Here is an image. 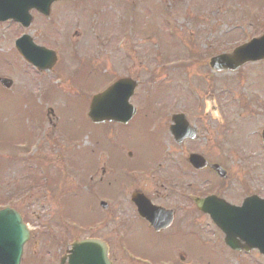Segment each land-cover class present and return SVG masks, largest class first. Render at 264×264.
Returning a JSON list of instances; mask_svg holds the SVG:
<instances>
[{
	"label": "rangeland",
	"instance_id": "1",
	"mask_svg": "<svg viewBox=\"0 0 264 264\" xmlns=\"http://www.w3.org/2000/svg\"><path fill=\"white\" fill-rule=\"evenodd\" d=\"M78 3L83 8L80 11ZM84 3L71 2L75 6L68 20L73 17L78 22L71 21L74 27L70 30L50 35L40 28L38 17L34 20L30 34L58 51V65L41 72L22 60L12 47L9 37L17 30L10 32L0 26V75L13 80L9 89L0 85V199L12 197V204H17L14 207L27 216L29 227L38 225L34 231H41L33 233L24 244L20 264H49L48 250L61 252L74 236L83 234L73 220L89 223L105 216L104 222H112L113 218L117 222L119 217L115 216H122L121 210L134 218L128 196L135 187L157 204L180 207L176 218L198 225L204 243L182 233L177 235L179 240L194 244L198 255L201 250L203 258L215 259L216 264H264V257L255 251L237 254L223 247L211 233L208 236L209 226L201 228L206 222L210 224L208 217L183 198L193 191L209 190L222 192L237 203L255 188L264 194V159L260 160L264 149L257 137V128L260 132L264 127V61L247 64L237 73H216L207 64V53L230 50L235 41L264 30V0H87V7ZM252 14H257V24L248 21ZM90 24L95 25L94 30L99 25L97 36L90 31ZM55 25L48 28L55 31ZM65 31L66 41L62 43L60 35ZM108 34L112 39H107ZM127 35L128 40L119 48ZM86 40L88 43L81 47ZM84 50L94 56L86 55ZM86 61L92 64L88 75L82 65ZM168 61L171 66L164 64ZM179 62L181 65H177ZM60 74L63 79L56 85L54 76ZM112 75H128L139 81L130 98L138 115L127 125L104 123L97 127L85 115L92 94L89 91L109 82ZM224 89H231L226 97L234 99L224 102L218 111L214 99L222 98ZM48 108L53 114H47ZM160 108L189 112L188 118L191 115L189 120L200 137L174 142L168 134L167 114ZM226 120H230L228 129L223 128ZM167 147L176 158L167 150L165 154L170 158L161 159ZM191 149L222 162L227 178L221 183L204 171L190 172L185 162L186 152ZM128 150L132 151L130 158L124 156ZM99 154L102 156L94 166ZM106 156L117 166L113 177L118 189L105 183L113 174ZM100 164L105 172L98 192L113 197L102 210L92 198L96 190L94 175H99ZM151 164L153 172L136 171L130 180L123 179L130 165L145 168ZM38 184L48 186V190L33 188ZM57 219L65 222L67 234L51 245L40 224ZM150 232L129 231L128 246L156 258L168 254L169 244Z\"/></svg>",
	"mask_w": 264,
	"mask_h": 264
},
{
	"label": "water",
	"instance_id": "2",
	"mask_svg": "<svg viewBox=\"0 0 264 264\" xmlns=\"http://www.w3.org/2000/svg\"><path fill=\"white\" fill-rule=\"evenodd\" d=\"M0 11H5V8L1 5ZM21 52L34 62H40L37 60V56L32 54L28 48L21 43L18 45ZM48 52V51H47ZM54 58V57H53ZM264 58V34L261 37L254 38L248 43L236 47L232 52L220 54L210 59V65L213 69H237L240 65L247 61L257 60ZM48 60H46L47 62ZM52 62L54 60H51ZM49 62L52 64V62ZM44 62V64H46ZM37 64V63H36ZM41 64V67H44ZM48 65L46 67H48ZM11 80L5 77H0V83L5 87L11 85ZM136 82L130 78H121L115 81L112 85L106 88L102 93L96 94L91 100L88 115L94 122H100L105 120H126L129 118L134 109L128 104V97L133 92ZM173 133L180 137H184L188 134L189 129L177 121V123L171 127ZM264 135V131H263ZM189 161L196 167H203L206 165L205 159L199 154H190ZM210 166L217 171L220 175H225V171L220 168L218 164H210ZM213 197V196H211ZM198 208L210 213L211 217L216 223L226 231L225 242L232 247H238L241 249L243 244L237 239V235L246 240H251L252 243L249 249L254 245L264 247V242L261 238H255L251 233L258 232V223L249 222L248 215L251 207L247 202H244L242 206H234L220 199L212 198H195ZM137 201V200H136ZM214 201L218 205L211 203ZM147 201L139 203L143 208L146 217L153 219V222L157 226L162 225L163 222H159L165 218V214L158 209L148 206ZM148 207V208H147ZM151 214H150V213ZM260 215H257V220L260 222ZM264 226V215H263ZM234 227L236 231H234ZM28 237V232L25 225L22 223L20 215L11 208L0 209V264H19V257L21 255V247L23 242ZM84 242L75 241L72 246L73 250H80L86 248L82 245ZM262 247V252L264 248ZM104 252V250H103ZM84 257L74 256L71 259L72 264H84L82 261ZM80 259V260H79ZM82 259V260H81ZM76 260V261H75ZM100 264H110L105 258H102Z\"/></svg>",
	"mask_w": 264,
	"mask_h": 264
},
{
	"label": "flooded vegetation",
	"instance_id": "3",
	"mask_svg": "<svg viewBox=\"0 0 264 264\" xmlns=\"http://www.w3.org/2000/svg\"><path fill=\"white\" fill-rule=\"evenodd\" d=\"M73 1L78 0H56L52 3L50 7L49 16H44L42 14L36 13V11L32 10V13L35 14L39 18V22H45L48 17H62L64 21L68 19L71 14ZM86 1V0H84ZM86 6V3H84ZM81 4L78 3V10L81 8ZM54 22V21H53ZM51 25H45V27H49ZM83 26V25H82ZM99 27V25H98ZM50 118H48L49 120ZM50 121V120H49ZM174 141V140H173ZM176 158V154L174 155ZM99 163V158L96 159ZM95 160V163H96ZM94 163V166H95ZM99 175L95 173L94 175V183L96 185V194L100 190L103 181V174L105 169L102 164L99 166ZM91 180V176H90ZM137 188V187H135ZM134 189V188H133ZM130 190L131 191L133 190ZM133 192V191H132ZM129 193V194H130ZM167 207V206H166ZM176 211V210H175ZM176 213V212H175ZM170 222V225L155 229L154 226H151L149 222L142 218H132L125 220H117V222H89L83 223L81 225L83 234L82 238H100L107 243L108 246V256L113 264H145L141 261V259L149 261L154 260L156 263L162 261H168L169 264H197V261L203 259L201 256V250L199 251V255L194 251H197L194 244L190 245L185 241L179 240L177 234H183L187 238H193L195 241L200 242L198 235V225L190 220H182L174 218ZM60 222H54L53 226L57 229L61 226ZM63 228V236H65V227ZM139 229H145L151 231L150 233L156 236L158 239L169 244L168 254L160 255L159 258L152 257L150 255H144L140 252H136L134 249H131L128 246V232L129 231H138ZM55 234V232H53ZM57 232V236H59ZM67 244L62 250L63 253L66 250ZM156 256V255H155ZM180 257H184L185 259L181 260ZM206 260V258H205ZM196 262V263H194ZM210 260L204 262L202 264H209Z\"/></svg>",
	"mask_w": 264,
	"mask_h": 264
}]
</instances>
